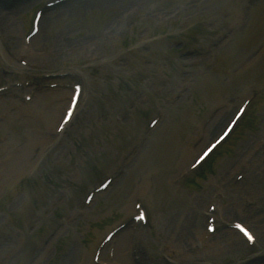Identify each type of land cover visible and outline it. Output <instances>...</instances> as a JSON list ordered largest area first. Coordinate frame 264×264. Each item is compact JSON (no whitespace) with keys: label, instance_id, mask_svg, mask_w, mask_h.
Returning a JSON list of instances; mask_svg holds the SVG:
<instances>
[{"label":"rangeland","instance_id":"374dc122","mask_svg":"<svg viewBox=\"0 0 264 264\" xmlns=\"http://www.w3.org/2000/svg\"><path fill=\"white\" fill-rule=\"evenodd\" d=\"M49 1L0 0V264L179 261V227L190 216L197 233L183 242L198 240L211 203L217 235L240 221L255 240L236 229V246L203 255L264 264V0H67L44 9L30 63L21 42ZM79 77L81 102L59 131ZM248 97L244 126L183 180ZM137 201L149 224L130 222L94 258Z\"/></svg>","mask_w":264,"mask_h":264},{"label":"bare ground","instance_id":"6f19581e","mask_svg":"<svg viewBox=\"0 0 264 264\" xmlns=\"http://www.w3.org/2000/svg\"><path fill=\"white\" fill-rule=\"evenodd\" d=\"M115 1H117V0H91L90 2H88L86 4H92L94 2L107 4V3H113ZM86 4L84 3V4H82V6H80L78 8H75L74 10L78 11L81 8L87 6ZM43 18H45V16ZM38 32H37V34H38ZM35 36H33V37H35ZM32 41H33V38H32ZM32 41H31V43H32ZM26 47L28 49H32L31 48V44L26 45ZM21 48L25 49L23 42H21ZM66 54L69 55V52L66 53ZM40 57H42L41 53L38 52L37 50H32V51L29 52V61H30V63L37 62L33 58L40 59ZM220 120L216 123V125H214L215 127L219 124ZM263 125H264V116H263ZM173 220L176 221L175 219H173ZM171 221H172V219H171ZM172 223H174V222H172ZM179 229L181 231L179 230V234H177L176 236L180 237L177 240V243H180V242L181 243L179 244V246L175 245L174 248H176L178 250V254H180V256H179L180 262L184 263V262H189V261H197L198 259H201L202 256H204L203 255L204 254L203 253V249H208L209 248V246L208 247L205 246V245L208 244L207 242H204L202 239H200L199 245H196V241H198L199 239L195 240L193 242L190 241L191 239H187L185 242H183L184 239L192 237V235H195L197 233V228L194 225V223L191 221L190 216L187 218L186 224L183 227H179ZM235 234H236V232L234 230L224 229V231L218 235L217 243L216 244H209L210 245V248H209L210 250H208V252H211L210 255H212V253H214L215 256L217 257V254L219 252H225L226 250L231 249L232 246H236L231 241V238L232 237L234 238ZM230 235L232 237H230ZM197 238H199V236ZM206 257L207 258H211L212 256H206ZM217 258H216V260H217Z\"/></svg>","mask_w":264,"mask_h":264},{"label":"snow or ice","instance_id":"6c2138e0","mask_svg":"<svg viewBox=\"0 0 264 264\" xmlns=\"http://www.w3.org/2000/svg\"><path fill=\"white\" fill-rule=\"evenodd\" d=\"M244 231H245V234L248 236V238H249V239H252V236H251V234H250V233H248L246 229H245Z\"/></svg>","mask_w":264,"mask_h":264}]
</instances>
